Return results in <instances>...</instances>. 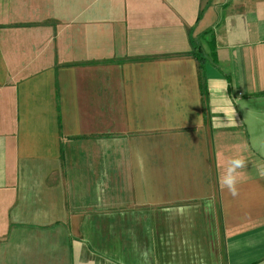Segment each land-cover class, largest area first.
Masks as SVG:
<instances>
[{
	"label": "crops",
	"instance_id": "1",
	"mask_svg": "<svg viewBox=\"0 0 264 264\" xmlns=\"http://www.w3.org/2000/svg\"><path fill=\"white\" fill-rule=\"evenodd\" d=\"M263 136L264 0H0V264H264Z\"/></svg>",
	"mask_w": 264,
	"mask_h": 264
},
{
	"label": "clouds",
	"instance_id": "2",
	"mask_svg": "<svg viewBox=\"0 0 264 264\" xmlns=\"http://www.w3.org/2000/svg\"><path fill=\"white\" fill-rule=\"evenodd\" d=\"M245 162L242 158L233 159L230 161V167L227 169L226 176L221 181V186L226 187L227 190L233 195L238 194L236 187V171L237 169L243 168ZM261 174L264 175V170L261 171Z\"/></svg>",
	"mask_w": 264,
	"mask_h": 264
},
{
	"label": "trees",
	"instance_id": "3",
	"mask_svg": "<svg viewBox=\"0 0 264 264\" xmlns=\"http://www.w3.org/2000/svg\"><path fill=\"white\" fill-rule=\"evenodd\" d=\"M194 56H195V58L197 59V61L199 63L200 71H202V69L204 68V64H205V57H204L203 52H202L200 47H196L195 48ZM204 86H205V84H203V87Z\"/></svg>",
	"mask_w": 264,
	"mask_h": 264
},
{
	"label": "rangeland",
	"instance_id": "4",
	"mask_svg": "<svg viewBox=\"0 0 264 264\" xmlns=\"http://www.w3.org/2000/svg\"><path fill=\"white\" fill-rule=\"evenodd\" d=\"M263 139H264V136L263 137H261L260 138V140H256V138H254V140H253V143L256 145V144H259L260 146H261V144L263 143ZM232 160L233 159H238V157H235V158H231ZM261 163V165H264V162L262 163V161H260ZM248 164L249 165H251L252 164V159H250V161L248 162Z\"/></svg>",
	"mask_w": 264,
	"mask_h": 264
}]
</instances>
